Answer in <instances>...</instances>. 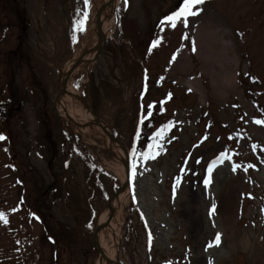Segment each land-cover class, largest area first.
<instances>
[{
  "label": "rangeland",
  "instance_id": "374dc122",
  "mask_svg": "<svg viewBox=\"0 0 264 264\" xmlns=\"http://www.w3.org/2000/svg\"><path fill=\"white\" fill-rule=\"evenodd\" d=\"M101 2L0 0V211L8 220L0 221V264H99L89 200L97 184L110 195L122 185L119 166L94 132L62 118L57 105L68 64L99 40ZM182 5L120 0L101 54L66 80L126 140L138 103L143 118L163 101L169 113L158 120L171 125L161 137L151 139L162 128L140 130L161 147L155 158L145 159L143 149L130 161L120 261L264 264V124L255 122L264 121V0H204L199 14L173 28L164 18ZM200 28L228 33L239 58L235 87L222 79L225 40L208 33L197 39ZM181 52L190 53L192 67L173 63ZM192 77L200 91L189 88ZM212 160L222 164L209 173ZM195 190L199 200L190 204ZM142 194L147 214L137 202ZM96 209L94 202L91 213Z\"/></svg>",
  "mask_w": 264,
  "mask_h": 264
},
{
  "label": "bare ground",
  "instance_id": "6f19581e",
  "mask_svg": "<svg viewBox=\"0 0 264 264\" xmlns=\"http://www.w3.org/2000/svg\"><path fill=\"white\" fill-rule=\"evenodd\" d=\"M119 1L120 0H103L99 5L100 24L106 38H110L116 30ZM203 33H208L210 35L213 34L217 38L225 40L221 43V55L224 58L223 60L225 64L228 66V70L225 69L222 79L228 86L235 87L238 77L237 67L239 64V58L233 50L231 39L227 37L228 33L224 29L218 31L215 28L207 30L200 28L199 32L198 30L196 31L195 37L200 39L204 36ZM79 55L80 54H78V56ZM91 56V54H87L84 59L87 60ZM75 62L76 60L68 64L66 70L71 68ZM173 63H178V66H180V64H184V66L192 67L190 53H179V56L177 59H174ZM188 85L191 89L198 91L201 90L200 81L196 77H192L188 81ZM57 110L62 118L67 120L69 119L76 123L79 127H86L88 130L95 133V135L104 144L105 149L116 157L118 163L117 165L119 166L118 173L121 176L122 183H126V169L124 168L126 162V149L124 145L119 140L113 139L111 131L104 123H97L94 120V113L91 107L82 100L80 95L76 94L69 87L66 88L64 96H62L58 101ZM196 190L192 195H190V204L196 203V201L199 200L200 196ZM130 198L131 189L127 186L112 198L110 203L98 217L99 229L96 232V240L100 247L99 264H122L120 261L122 240L121 216L123 215V211ZM137 202L139 203L141 210L147 214L150 210V203L143 197V194L138 197ZM226 217L229 218V215ZM228 246L231 251L232 246ZM222 262L225 263L224 261Z\"/></svg>",
  "mask_w": 264,
  "mask_h": 264
},
{
  "label": "snow or ice",
  "instance_id": "6c2138e0",
  "mask_svg": "<svg viewBox=\"0 0 264 264\" xmlns=\"http://www.w3.org/2000/svg\"><path fill=\"white\" fill-rule=\"evenodd\" d=\"M88 0H85V4L87 5ZM204 3V0H183V5L177 10L174 11L173 13H171L170 15H168L167 17L164 18V21H167L170 23V26L175 28L177 25V22H182L186 25L187 23V17L190 15H197L199 14V11H201L202 9L197 8V5H201ZM195 9V10H194ZM164 21H162L161 23L163 24ZM83 23V21H81V24ZM156 42H153V46H155ZM149 108H152V105L148 106ZM148 116H151V113H148ZM257 124H264V121H260L257 120L255 121ZM171 125H166L165 128L160 129L151 139H156L157 137H161L164 133V131L169 128ZM0 139H3L2 136H0ZM155 147V151H153V148ZM160 145H152V144H148L147 145V149L148 151H145L144 153H142V155L144 156L145 159L148 158H155L156 155L159 154V149H160ZM225 153H221L220 156L221 158L225 157ZM199 162V161H197ZM254 167V166H253ZM212 168L209 167L208 168V172L211 173ZM233 171H235V167L233 168ZM205 185H207L209 183L208 179H205L204 181ZM215 211V206H213V208L210 210V214L212 212ZM0 221H3L4 223H8V220L5 216V213L0 211ZM220 240V234L218 233L215 241L213 243L217 244L219 243ZM213 243L209 244V247L213 246Z\"/></svg>",
  "mask_w": 264,
  "mask_h": 264
},
{
  "label": "trees",
  "instance_id": "16d2710c",
  "mask_svg": "<svg viewBox=\"0 0 264 264\" xmlns=\"http://www.w3.org/2000/svg\"><path fill=\"white\" fill-rule=\"evenodd\" d=\"M157 108H159V106H157ZM138 110H140V107H139ZM159 118H160V116H156L155 114H153L152 116H150V118H148L145 121V124H146L147 128L149 130H152L155 127L156 123L158 122ZM131 138L132 137L130 136V139L129 140H131ZM129 140H128V143L130 144L131 141H129ZM105 195H106V193H105V191H103L101 197L99 198V205H100L99 207H101V205H103L104 203H106V196ZM93 222H94V218H93Z\"/></svg>",
  "mask_w": 264,
  "mask_h": 264
},
{
  "label": "water",
  "instance_id": "95a60500",
  "mask_svg": "<svg viewBox=\"0 0 264 264\" xmlns=\"http://www.w3.org/2000/svg\"><path fill=\"white\" fill-rule=\"evenodd\" d=\"M98 11V30H99V33L102 35V39L100 40V43H101V46H100V49L98 51V54L101 52V50L103 49L104 47V44H105V39L103 37V33H102V28H101V25H100V14H99V8L97 9ZM79 61L76 62L75 66L73 67V69H75L78 65H79ZM67 75H65L66 77ZM95 118V117H94ZM126 171H127V177H128V163H126ZM97 246H99V244L97 242H95Z\"/></svg>",
  "mask_w": 264,
  "mask_h": 264
},
{
  "label": "flooded vegetation",
  "instance_id": "af4514ba",
  "mask_svg": "<svg viewBox=\"0 0 264 264\" xmlns=\"http://www.w3.org/2000/svg\"><path fill=\"white\" fill-rule=\"evenodd\" d=\"M21 57H22V56H21ZM22 58H23V57H22ZM19 105H20V104H19ZM16 109H17V110H20V107H19V108H18V107H16Z\"/></svg>",
  "mask_w": 264,
  "mask_h": 264
}]
</instances>
